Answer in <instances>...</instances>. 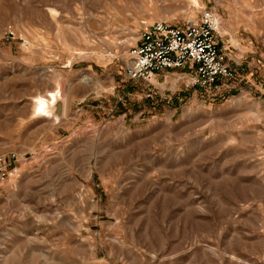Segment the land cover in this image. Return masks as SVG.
<instances>
[{"label":"rangeland","instance_id":"obj_1","mask_svg":"<svg viewBox=\"0 0 264 264\" xmlns=\"http://www.w3.org/2000/svg\"><path fill=\"white\" fill-rule=\"evenodd\" d=\"M203 9L224 88L125 76L142 22ZM9 26L0 156L18 173L0 176V264H264V0H0ZM53 89L63 117L33 116Z\"/></svg>","mask_w":264,"mask_h":264},{"label":"built area","instance_id":"obj_2","mask_svg":"<svg viewBox=\"0 0 264 264\" xmlns=\"http://www.w3.org/2000/svg\"><path fill=\"white\" fill-rule=\"evenodd\" d=\"M218 16L203 9L198 18L173 24L166 20L142 22L137 43L127 50L125 76L132 81L153 82L160 74L178 71L188 88L210 91L225 87L235 78L226 53L217 38ZM16 32L11 26L0 32V40L11 41ZM22 44L27 41L19 38ZM16 155L0 156V176L17 175L12 165Z\"/></svg>","mask_w":264,"mask_h":264},{"label":"bare ground","instance_id":"obj_3","mask_svg":"<svg viewBox=\"0 0 264 264\" xmlns=\"http://www.w3.org/2000/svg\"><path fill=\"white\" fill-rule=\"evenodd\" d=\"M14 30V29H13ZM15 31V30H14ZM28 44V42H27ZM25 46V45H24ZM84 55V54H83ZM52 92H48L47 95H37L35 97L34 103H33V116H46V117H52L51 115V103H54L56 100L61 99L56 94L55 90H51ZM57 91V90H56ZM54 120H57L56 117H54Z\"/></svg>","mask_w":264,"mask_h":264},{"label":"water","instance_id":"obj_4","mask_svg":"<svg viewBox=\"0 0 264 264\" xmlns=\"http://www.w3.org/2000/svg\"><path fill=\"white\" fill-rule=\"evenodd\" d=\"M51 115L53 117L62 118L64 114V100L58 99L54 103H51Z\"/></svg>","mask_w":264,"mask_h":264}]
</instances>
